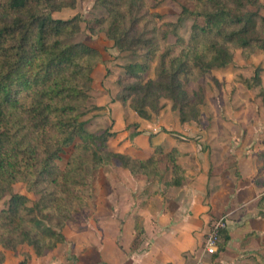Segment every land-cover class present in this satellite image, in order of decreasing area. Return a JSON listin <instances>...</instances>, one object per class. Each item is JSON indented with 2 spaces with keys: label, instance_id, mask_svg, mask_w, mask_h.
I'll use <instances>...</instances> for the list:
<instances>
[{
  "label": "trees",
  "instance_id": "obj_1",
  "mask_svg": "<svg viewBox=\"0 0 264 264\" xmlns=\"http://www.w3.org/2000/svg\"><path fill=\"white\" fill-rule=\"evenodd\" d=\"M77 0H0V245L15 250L21 242L45 254L65 240L56 227L89 192L92 170L117 160L137 175L148 178L169 168V157L134 158L109 149L118 133L109 129L90 132L82 119L92 88V73L101 61L96 48L83 42H70L81 30L79 17L56 19L54 11L74 7ZM182 14L199 19L193 24L191 39L176 55L172 47L160 51L146 32L135 29L140 22L132 4L122 0H98L108 11L100 18L99 30L122 49H132L147 60L159 56L153 79L143 81L145 61L127 65L119 84L133 92L130 106L149 119L150 107L159 112L161 97L173 101L182 119L198 112L201 102L185 89L182 77L198 69L225 67L234 60V48L253 52L264 50V15L258 0H192ZM253 4L257 9H250ZM141 48H145L142 50ZM257 78V77H256ZM256 83H259L257 80ZM129 94L121 96L126 100ZM76 138L81 143H76ZM73 147L66 165L56 160ZM115 162V161H114ZM255 184L264 187V150L256 157ZM174 177L179 172L174 162ZM161 172V173H162ZM26 183L30 198L13 190L15 182ZM230 240L229 230L221 233L219 250ZM0 251V264H4ZM18 264H27L26 260Z\"/></svg>",
  "mask_w": 264,
  "mask_h": 264
},
{
  "label": "rangeland",
  "instance_id": "obj_2",
  "mask_svg": "<svg viewBox=\"0 0 264 264\" xmlns=\"http://www.w3.org/2000/svg\"><path fill=\"white\" fill-rule=\"evenodd\" d=\"M122 2L132 4L136 14L142 17L135 29L138 32H146V37L151 38L152 44H158L160 51L166 50V46L172 47V55H176L189 43L193 24L199 21L193 15L182 14L185 6L192 7V0ZM258 2L261 3L260 7L253 4L250 9L255 10L258 7L264 15V0ZM52 16L66 20L79 17L81 30L68 40L83 42L99 52L101 61L92 73L90 98L83 108L85 112L82 119L90 132L102 133L109 129L118 133L109 141V149L112 151L146 159L150 151L146 150L149 149L148 143L155 140H152L154 136L162 135L164 141L161 143L165 145L167 139L185 137L192 148L209 150L210 153L218 151L221 158L225 157V165H231L234 159L232 155L226 156L224 153V143L229 148H238L240 151L248 146L256 150L264 148V50L249 52L236 47L234 60L227 66H215L204 71L194 69L185 74L182 77L185 89L194 100L195 95L201 99L195 116L191 115L187 120L182 119L179 109L173 108V101L161 97L159 112L156 113L147 107L151 116L145 119L130 106L134 94L122 88L119 78L126 75L128 64L145 61L148 63V69L143 72L142 82L153 79L159 56L155 54L147 60L132 49L116 46L113 39L99 30L102 25L98 20L107 17L108 11L98 0H77L74 7L54 11ZM257 80L259 83H256ZM127 93L129 97L123 100L121 96ZM137 134L142 136L136 140L134 136ZM220 134L226 135L223 136L226 139L220 138ZM75 141L77 144L81 143L79 138ZM153 151L150 154L157 159L158 153ZM72 152L73 147H69L56 160L60 169L65 167ZM163 158L168 161L167 156ZM112 159L92 170L91 189L81 201H77L66 218L60 219L62 226L56 228L64 234V241L58 242L53 249L40 255L27 242H21L15 250L5 249L0 245V251L5 256L4 264H18L23 260H26L27 264L92 263L91 257L84 258L80 255L93 244L108 243L121 229L120 215L125 201L120 195L122 190L119 181L115 187L117 195L114 196L117 203L111 204L107 197L112 180L109 175L116 166L123 165ZM169 160L175 162L170 157ZM13 190L27 195L31 200L29 204L39 196L29 191L26 183L22 181L15 182ZM8 199L9 195H6L0 200V208L5 206ZM262 214L264 212H261V216ZM258 228L259 224L255 227L256 230L250 233L253 236L250 239V250H238L234 255L224 252L223 249L217 254L222 255L218 260L203 252L206 255L202 254L198 258V264H264V238L253 234L259 231Z\"/></svg>",
  "mask_w": 264,
  "mask_h": 264
},
{
  "label": "crops",
  "instance_id": "obj_3",
  "mask_svg": "<svg viewBox=\"0 0 264 264\" xmlns=\"http://www.w3.org/2000/svg\"><path fill=\"white\" fill-rule=\"evenodd\" d=\"M218 136L226 139L224 134ZM152 140L146 149L150 150L148 157L153 150L160 158L175 150L177 176L170 160L168 169L149 178L116 166L109 175L107 198L117 203L114 196L119 181L125 201L121 229L108 243L86 248L80 256L91 257L89 264H198V258L207 254L203 243L210 222L223 216L230 234L224 252L235 255L238 250H250V233L258 224L259 231L253 234L264 238V187L255 184L256 157L264 148L248 146L240 151L224 143V153L234 159L225 165L218 151L192 148L185 137L167 139V145L161 143L162 135ZM218 253L212 255L217 260L222 256Z\"/></svg>",
  "mask_w": 264,
  "mask_h": 264
},
{
  "label": "built area",
  "instance_id": "obj_4",
  "mask_svg": "<svg viewBox=\"0 0 264 264\" xmlns=\"http://www.w3.org/2000/svg\"><path fill=\"white\" fill-rule=\"evenodd\" d=\"M224 229H227L226 217L223 216L211 221L203 243V249L206 253L214 255L219 252L221 233Z\"/></svg>",
  "mask_w": 264,
  "mask_h": 264
}]
</instances>
